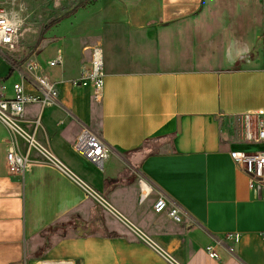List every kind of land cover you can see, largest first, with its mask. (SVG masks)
I'll use <instances>...</instances> for the list:
<instances>
[{"label":"crops","instance_id":"0c3cea01","mask_svg":"<svg viewBox=\"0 0 264 264\" xmlns=\"http://www.w3.org/2000/svg\"><path fill=\"white\" fill-rule=\"evenodd\" d=\"M63 11L42 52L20 60L37 57L58 82L59 104L28 105L22 123L39 120L26 130L66 171L34 150L23 174L10 171L0 122V264H264V179L231 156L264 149L241 120L264 109V0H87ZM94 46L99 100L92 82L73 83ZM57 54L63 63L49 67ZM17 79L0 55V80ZM85 127L112 148L103 170L74 148ZM141 178L153 186L144 201ZM160 193L180 222L154 211Z\"/></svg>","mask_w":264,"mask_h":264},{"label":"built area","instance_id":"2783aa9c","mask_svg":"<svg viewBox=\"0 0 264 264\" xmlns=\"http://www.w3.org/2000/svg\"><path fill=\"white\" fill-rule=\"evenodd\" d=\"M61 0H56L60 2ZM24 22V14L20 0H8L5 4L0 3V55L6 58L11 65L12 71L18 79L11 84L0 80V122L5 125L9 132L7 148V165L10 171L23 174L28 162L31 160V151H37L48 163L62 171H66L65 165L51 152L50 149L40 145L35 136L26 130V125L37 126L39 120H28L24 123L26 107L30 104H40L42 107L58 105L59 87L58 82L48 76L43 65L37 57L24 60L18 59L15 54L21 38V30ZM61 54L47 60L49 67L61 65ZM104 68L102 51L99 46L92 49L90 65L84 68L79 78H75V85L88 80L94 84V98L99 100L104 85ZM31 88L28 90L27 88ZM12 94H9V89ZM245 140L264 141V109L255 112H246L241 116ZM19 139L25 143V148ZM77 152L84 155L90 162L100 169H104V162L110 156L112 148L98 133L90 128H83L74 143ZM231 156L237 166L256 180L264 179V149L255 152L235 150ZM140 200L144 201L153 191L152 183L141 178ZM102 202L103 199H101ZM153 209L157 213L167 212L173 220L181 221V209L178 205L171 204L169 198L160 193L154 202ZM211 257L216 253L209 252Z\"/></svg>","mask_w":264,"mask_h":264},{"label":"rangeland","instance_id":"374dc122","mask_svg":"<svg viewBox=\"0 0 264 264\" xmlns=\"http://www.w3.org/2000/svg\"><path fill=\"white\" fill-rule=\"evenodd\" d=\"M8 0H0V3L5 4ZM87 0H20L24 14V24L21 30V38L18 46V51L15 54L17 58H22L34 53H40L44 48V28L45 26L61 17L64 14V8L72 6L75 8L86 3ZM70 4V5H69ZM29 128V125H26ZM23 148L26 146L21 141ZM62 160V159H61ZM63 161V160H62ZM81 167L85 168V164L79 162Z\"/></svg>","mask_w":264,"mask_h":264},{"label":"trees","instance_id":"16d2710c","mask_svg":"<svg viewBox=\"0 0 264 264\" xmlns=\"http://www.w3.org/2000/svg\"><path fill=\"white\" fill-rule=\"evenodd\" d=\"M59 20H60V19H56V20H54L53 22H51L50 24H48V25L44 28L43 31H46L51 25H53L54 23L58 22ZM121 179H122V177L120 176V177H118L117 179H115V180H113V181H114V183H116V182L121 181Z\"/></svg>","mask_w":264,"mask_h":264},{"label":"bare ground","instance_id":"6f19581e","mask_svg":"<svg viewBox=\"0 0 264 264\" xmlns=\"http://www.w3.org/2000/svg\"><path fill=\"white\" fill-rule=\"evenodd\" d=\"M23 24H24V22H23Z\"/></svg>","mask_w":264,"mask_h":264}]
</instances>
